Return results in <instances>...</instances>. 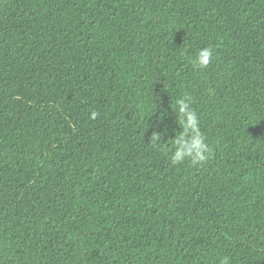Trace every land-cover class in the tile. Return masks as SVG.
<instances>
[{"label":"trees","instance_id":"obj_1","mask_svg":"<svg viewBox=\"0 0 264 264\" xmlns=\"http://www.w3.org/2000/svg\"><path fill=\"white\" fill-rule=\"evenodd\" d=\"M223 257L264 264V0H0V264Z\"/></svg>","mask_w":264,"mask_h":264},{"label":"clouds","instance_id":"obj_2","mask_svg":"<svg viewBox=\"0 0 264 264\" xmlns=\"http://www.w3.org/2000/svg\"><path fill=\"white\" fill-rule=\"evenodd\" d=\"M213 59V50L209 47L202 48L199 51L198 56L195 59V66L204 69L209 66ZM188 103H185L182 100H177L176 105L180 107V112L185 113L188 104H192L193 100L190 96L187 97ZM193 111H195L193 109ZM96 117V113H92V118ZM188 123H185L183 117L180 118V124L186 130L189 127V124L192 125L193 132L190 140H184V134L181 133L178 138L174 140L175 146V155L171 158V162L173 165L183 163L186 159L189 160L193 165L197 164L198 161L204 162L211 156V150L209 146L204 142V135L198 130L197 123L194 117L189 114ZM179 145V147H177ZM195 154V155H193ZM221 264H228V258H221Z\"/></svg>","mask_w":264,"mask_h":264}]
</instances>
